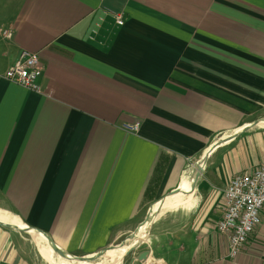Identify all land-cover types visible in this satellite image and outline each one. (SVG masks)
I'll return each mask as SVG.
<instances>
[{"label":"crops","instance_id":"1","mask_svg":"<svg viewBox=\"0 0 264 264\" xmlns=\"http://www.w3.org/2000/svg\"><path fill=\"white\" fill-rule=\"evenodd\" d=\"M23 51L39 55L40 93L5 79ZM210 151L145 251L157 264H264V209L236 259L217 229L231 179L264 164V0H0L1 212L97 256ZM0 264L48 263L0 222Z\"/></svg>","mask_w":264,"mask_h":264},{"label":"built area","instance_id":"2","mask_svg":"<svg viewBox=\"0 0 264 264\" xmlns=\"http://www.w3.org/2000/svg\"><path fill=\"white\" fill-rule=\"evenodd\" d=\"M118 26L124 25L123 17L115 18ZM5 39L12 38L10 29L3 30ZM43 74L40 58L37 53L23 51L13 66L8 70L5 79L31 92L40 93L39 79ZM125 130L138 133L140 125L126 124ZM264 209V164L252 172L234 176L224 190L223 216L217 229L228 239L229 256L239 257L249 241L251 234L261 224V212ZM143 264H157L150 257Z\"/></svg>","mask_w":264,"mask_h":264},{"label":"bare ground","instance_id":"3","mask_svg":"<svg viewBox=\"0 0 264 264\" xmlns=\"http://www.w3.org/2000/svg\"><path fill=\"white\" fill-rule=\"evenodd\" d=\"M219 145L220 144L215 145L212 150L217 148ZM210 153L211 151L202 158L198 165L199 168H202L203 170L205 169L206 161ZM195 183V176L184 179L175 195L165 197L149 210L146 221L140 226L137 232L128 239V241H130L129 244H122L120 246L110 248L97 256L83 258L72 257L66 253H62L59 250H55L45 235L34 230L29 231V233L32 236V239L40 255L48 264H124V258L130 248L146 242L153 223L161 218L166 211L179 207L184 201L186 195L192 194L194 192ZM0 222L3 224L12 225L16 228L29 230V227L20 222L17 218H14L13 216L5 214L1 211ZM100 258L103 259L102 262L96 263L94 261Z\"/></svg>","mask_w":264,"mask_h":264},{"label":"water","instance_id":"4","mask_svg":"<svg viewBox=\"0 0 264 264\" xmlns=\"http://www.w3.org/2000/svg\"><path fill=\"white\" fill-rule=\"evenodd\" d=\"M197 167H198V165H197ZM204 170L202 169V168H199L198 167V173H197V176L195 177L196 178V181L198 180V178L201 176V174H202V172H203ZM179 190V189H178ZM178 190H176L172 195H175L177 192H178ZM156 222V221H155ZM154 222V223H155ZM153 223V224H154ZM151 228H152V226H151ZM151 228H150V230H151ZM29 230H24V231H27V232H29V231H32V230H34V229H31V228H28ZM34 231H37V230H34ZM37 232H39V231H37ZM39 233H41V234H43V235H45L46 236V238H47V240L51 243V245H52V247L55 249V250H59V251H61L62 253H65V252H63L62 250H60L55 244H54V242L51 240V238H49L46 234H44V233H42V232H39ZM141 246V244L140 245H135V246H133V247H131L130 248V250L128 251V253H127V255L125 256V257H127L130 253H132L133 251H135L136 249H138L139 247ZM101 254V253H100ZM100 254H98V255H100ZM67 255H69V254H67ZM71 256V255H70ZM73 257V256H72ZM148 258V252H144L143 254H141L140 255V261H144V260H146Z\"/></svg>","mask_w":264,"mask_h":264},{"label":"rangeland","instance_id":"5","mask_svg":"<svg viewBox=\"0 0 264 264\" xmlns=\"http://www.w3.org/2000/svg\"><path fill=\"white\" fill-rule=\"evenodd\" d=\"M206 167H207V165H206ZM205 167V168H206ZM192 174H191V176H194V174H195V170H193L192 172H191ZM205 173V172H204ZM154 225V224H153ZM153 225H152V227H153ZM151 231V230H150ZM149 238V237H148ZM130 243V241H128V240H126L125 242H124V244H129ZM147 248H148V245H147V243L146 242H143L142 244H141V246L138 248V249H136L135 251H133L132 253H130L127 257H125L124 258V264H126L128 261H130L132 258H134V257H140V255L141 254H143L144 252H147V251H145V250H147ZM244 250V249H243ZM243 252V251H242ZM242 254V253H241ZM96 263H100V262H102L103 261V259H96V260H94ZM142 262V261H141Z\"/></svg>","mask_w":264,"mask_h":264}]
</instances>
